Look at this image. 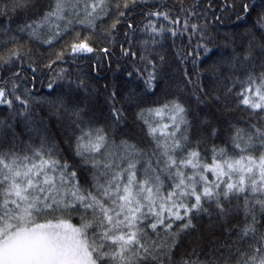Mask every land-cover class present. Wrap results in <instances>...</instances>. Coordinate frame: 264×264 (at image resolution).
<instances>
[{
	"label": "snow or ice",
	"instance_id": "1",
	"mask_svg": "<svg viewBox=\"0 0 264 264\" xmlns=\"http://www.w3.org/2000/svg\"><path fill=\"white\" fill-rule=\"evenodd\" d=\"M0 264H264V0H0Z\"/></svg>",
	"mask_w": 264,
	"mask_h": 264
},
{
	"label": "trees",
	"instance_id": "2",
	"mask_svg": "<svg viewBox=\"0 0 264 264\" xmlns=\"http://www.w3.org/2000/svg\"><path fill=\"white\" fill-rule=\"evenodd\" d=\"M231 29V25H229L227 28H222L221 29V31H229ZM93 75H95V73H93ZM105 75H107L109 78H110V76H111V73H104V72H102L100 75H99V77H98V80H99V83H100V85H103L104 83H106L107 81L105 80ZM43 91L44 92H47L48 91V89H43ZM55 129H53V134H55ZM202 223H207V220L205 219V221H203Z\"/></svg>",
	"mask_w": 264,
	"mask_h": 264
}]
</instances>
